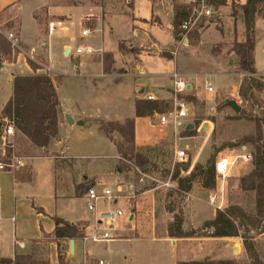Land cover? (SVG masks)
Listing matches in <instances>:
<instances>
[{"label": "crops", "instance_id": "obj_1", "mask_svg": "<svg viewBox=\"0 0 264 264\" xmlns=\"http://www.w3.org/2000/svg\"><path fill=\"white\" fill-rule=\"evenodd\" d=\"M45 1L0 0V24H7L14 17L19 16L18 30H14L19 34L23 48L22 52L15 53L17 56L14 60L9 61L1 52L0 42V59L5 60L3 70L0 72V93L6 94L0 104V115L13 95L14 77L35 73L28 63V55L33 49L37 54V60L40 61V56L44 54L45 64L51 66L52 72H57V76H60L57 78L58 82L53 79L59 97L58 136L47 147L38 148L42 149L44 155L31 157L29 162L31 179H17V173L0 172V258H13L15 254H24L32 256L37 261L61 264V255L66 264H84L83 242L80 238H76L72 251L71 239L56 238L54 218L58 217L73 224L90 220L92 214L87 208L85 198L88 185L94 182L114 183L130 177L125 164L119 161L120 154L116 142L121 141L122 136L119 140L113 135L111 138L102 130L101 124L135 119V144L137 150L143 154L145 150L174 138H176L175 144L186 147L195 143L192 134L181 135L185 130L184 126L159 124L158 112L149 116L136 115L138 99L149 100L148 96L152 95L154 98L151 100L164 102L172 96L175 97L172 75L184 63L182 54L175 56L172 53L177 43L179 27L175 18L178 13V22L184 21L183 15H186L184 13L186 10L184 8L180 11L175 6L176 0H109L108 3L85 0L86 6L78 8L73 4H52L49 5L48 14L60 16L61 18L58 19H70L73 25L65 31H58L63 33L56 40H53L54 35L45 36L46 42H44L35 15ZM240 1L245 3L247 0ZM77 9L79 16L76 19L79 23L73 20V16H76L73 12ZM25 14L33 16V21L38 25L28 32H25L22 24V17ZM88 15L93 16L88 24L97 29L98 35L87 39L81 37L83 25H79L83 24L82 19ZM3 17L5 20L2 19ZM241 23L246 31V24L244 25L243 21ZM254 30V66L257 72L253 75L261 76L264 81L263 16L256 17ZM245 39L246 36L238 42H243ZM82 42L91 43L102 50L82 57L79 61V70L75 72L78 74H75L72 59L67 56V49H73ZM37 70L39 74H43L39 71H44L43 69ZM188 73H183L184 77L192 76V79L205 77L203 73L195 71ZM194 89L195 84L188 81L189 92ZM122 104L129 106V113L122 112L120 108ZM68 116L73 119V123L69 122ZM191 116L186 119L188 131L196 129ZM205 122L206 120L203 119L200 127L209 128L207 138L211 128ZM191 124L193 128H189ZM68 135L80 137V140H73L70 144V140H67ZM104 147L113 148L115 158L99 165L84 161L90 155L82 152ZM203 147L204 144L199 148L197 155ZM53 152L60 154L52 155ZM37 159L46 160L44 177L48 188L45 189H37L35 186L36 172L39 168V164L35 162ZM251 164L248 173L254 169L253 162ZM154 189L153 186L145 187L132 229L124 231L123 237L118 240L102 243L107 248L110 258L101 256L97 248V245L101 244H86L93 259L104 260L103 264H154L156 258L151 257L154 253H143L135 247L124 248L122 245L124 242L149 240L160 248L171 246L174 258L170 264H177L180 260H190L187 259V255L191 247L195 249L202 244L216 241L226 254L228 253L225 248L228 243L224 244L226 240L239 238L212 237L209 234L186 238L170 237L167 223L160 228L156 227V219L161 216H157ZM198 189L208 191L199 183L198 186L194 185L191 188V195H195ZM253 196L256 197L255 192ZM79 201H84V211H87L83 215L75 208V204ZM254 207L256 208V200ZM198 219L199 217L195 218L192 223L195 229ZM246 230L254 235L252 241L263 237L261 244L264 251V226L260 230L252 227ZM16 240L23 241L25 247L18 248L15 244ZM240 249L237 246L233 248L234 251Z\"/></svg>", "mask_w": 264, "mask_h": 264}, {"label": "rangeland", "instance_id": "obj_2", "mask_svg": "<svg viewBox=\"0 0 264 264\" xmlns=\"http://www.w3.org/2000/svg\"><path fill=\"white\" fill-rule=\"evenodd\" d=\"M80 1L83 2L79 3ZM91 1L95 3H105V1L107 3L109 2V0ZM44 3L45 4L35 15L38 20V24L41 27V36L43 37L44 42H46L44 37L49 36L47 32L48 22L61 18L58 15L48 14L49 5L73 4L77 8L86 6L84 5L85 0H46ZM174 3L180 11L185 8L190 15L197 13L196 9L200 8L199 0H176ZM243 4L244 3H241L240 0H229L226 5H219L216 7L217 12H215L214 15L206 17L202 16L197 21L194 29L188 35V45H180V47L176 49L178 47V43H176L175 48L172 50V52L175 50L177 51V54L183 55L182 58L184 59V63H182L183 65H181V67L177 70L182 74L183 78L187 82L189 81L195 84L194 91L189 92L188 90L178 95V98H185L194 104L197 102V104H195L196 108L194 109V114L191 116L194 124L196 125V129L192 130V132L185 129L181 133L182 136L192 134L195 138L193 140L195 143L186 147L184 145L175 144L176 138H174V140H165L144 151V154H146L151 162L150 165H146L144 167L146 172H148L152 177L148 178L147 186H153L155 188L153 191L157 200V216H161V218L156 219L157 228L162 227L166 223L168 225L170 223L174 224V227L176 228L180 223L184 231H190L194 228L192 224L194 219L199 217L196 222L197 231L199 233L198 235H208L210 230L207 228L206 224L215 218L218 210H225L232 205H237L249 215H254L253 211L256 209L254 207V200H256V197L253 196L254 192L250 190L245 191L241 187V178L249 174L248 172L253 159L252 162H242L239 159L223 185L220 184V180L216 176L215 187L209 189L204 186L203 179V175H206L210 171L213 162H215L219 156L229 155L234 158L244 151H249L253 155L256 152V147L251 142H245V139L252 135H258L259 129L264 130V81L261 76L247 73L241 69L239 57L235 50V42L243 40L246 36V31L241 23L243 21L245 25L244 13L242 9ZM258 10L259 13L256 17H264V3L263 5H259ZM233 11L236 12L235 15H233ZM73 14L76 15L73 16V20L79 23V20L76 19V17L79 16V9L73 12ZM190 15H188V17ZM186 17L187 14L183 15L185 20L188 18ZM2 19L5 20L4 17ZM19 22L20 18L19 16H16L3 26L9 29L18 30ZM182 22L183 21L180 23ZM22 24L25 32L31 31L33 28L38 26L33 21V16H30L29 14H25L22 17ZM79 26H82V24ZM88 26H91V24H88ZM178 32L179 27L177 28V33ZM61 33L63 32L54 34L53 40H56ZM97 35L98 33L96 32L94 35L86 38H94ZM5 54L9 61L14 60L17 56L14 52H7ZM177 54L174 55L176 56ZM34 63L42 69L43 66L46 65L44 54L40 56L39 63ZM37 71L38 70H34L35 73H38ZM39 71L44 74V71ZM194 71L203 73L205 77H202V79L193 77L192 79V76H187L186 78L184 77L185 75H183L185 72L188 73ZM57 75V72L50 73L51 79H55L56 82H58L57 78L60 77ZM206 79H208L214 86V93L208 92ZM237 91L242 97L250 100V105L242 107L239 113L228 105V101L233 99V95L236 94ZM5 95V93H0V104L3 102ZM174 104V96L170 99H166L164 101V111L162 113L171 110L174 107ZM120 108L124 114L129 113V106L127 104H122ZM160 114L161 113H159V115ZM3 115L4 114H1L0 118ZM203 119L206 120L205 124L209 125L211 128L207 138L206 136L209 128L204 129L203 127H200ZM112 135L116 138V140H119L121 137V134L117 131H113L108 134L111 138ZM79 138L80 137H72L70 135L67 136V140H70V144L73 140H80ZM118 142H120V140L116 143ZM202 144H204V147L200 154L197 155ZM182 148L187 149L189 154L188 162L180 163L175 158V151ZM65 150L67 151V149ZM16 153L20 156L26 157L25 167L17 172L19 177L30 176L31 166L29 162L30 159H32V156L45 154L42 149H38L32 145L31 142L21 134L16 137ZM82 153L90 155L86 157L84 161H88V163L92 165L103 164L111 158H115L113 156V148L111 147L98 148L94 151ZM59 154L60 153L58 152L52 153V155ZM119 161L123 164L125 163L124 160L120 159V157ZM35 162L39 164V168L36 172L37 176L35 179V186L37 189L48 188L45 184L44 177L46 160L37 159ZM196 165H199V169L197 170V174L199 176L192 182L191 185L193 187L194 185L198 186L199 183H201V186L208 191L198 189L195 195H191L190 191H183L180 189L179 182L178 187L176 188H169L162 185V182L164 183L168 181L177 171H179L178 178H185L186 176H189ZM117 182L99 184L112 186ZM93 184L98 183L94 182L88 186ZM218 188L220 190L222 189L224 194L223 209L217 208V202L211 203L210 201L211 193L218 190ZM75 208H77L79 213L82 215L85 212L87 213L86 210L84 211V201H79V203L75 204ZM84 223L85 222H79L77 224L79 229ZM263 226L264 224L262 223V227ZM246 231V229L242 230L241 234L248 233L249 236H254L251 235L249 231ZM238 237L239 238H236V240H226V243L224 244L226 245L228 243L229 246H225L228 250V253L226 254L223 253V249H221L222 246L218 245L216 241H214L211 244H202V246H197L195 249L190 246L191 251L188 252L187 259L201 261L208 259H231L234 260L235 264H264V251L261 244L263 237L257 241H253L254 250L257 254L258 260L253 257H249L243 244L244 239L241 236ZM122 245L124 248L135 247V249L142 251L143 253H154L151 254V257L154 256V258H156L154 264H170L174 258L173 249L169 245L160 248L158 245L149 240L141 242L134 241L132 243L124 242ZM97 246L102 257L110 258V254H108V250L105 248V245L101 244ZM234 246H237L238 248L240 247L241 249L234 251ZM195 257L200 259H193Z\"/></svg>", "mask_w": 264, "mask_h": 264}, {"label": "trees", "instance_id": "obj_3", "mask_svg": "<svg viewBox=\"0 0 264 264\" xmlns=\"http://www.w3.org/2000/svg\"><path fill=\"white\" fill-rule=\"evenodd\" d=\"M228 0H207V2L215 7L226 5ZM264 0H247L243 5V13L246 24V39L243 42H235L236 54L239 57V64L243 71L254 74L257 72L254 66V48H255V19L259 13V5H263ZM185 14L189 12L184 11ZM183 14V13H182ZM236 12L233 11V15ZM176 25L178 22V13L176 14ZM1 52L11 53L12 50L6 40L1 37ZM28 63L34 70L37 66L32 60L28 59ZM58 105L59 97L56 87L50 76L46 74H30L16 75L13 83V95L5 104L2 114L13 117L15 119L18 135L26 137L32 145L37 148L47 147L53 139L59 134L58 128ZM164 111V102L158 100L138 99L136 100V115L149 116L155 112L162 113ZM102 130L108 135L113 131L121 134L122 140L117 143L118 153L121 158L134 162L145 170L146 165H150L149 158L137 150L135 144V119L129 118L124 123L119 121H111L101 124ZM192 132V130H189ZM245 142H251L256 147V152L252 155L254 169L241 178L243 189L255 192L256 196V213L249 215L241 207L232 205L225 210H218L213 220L209 221L206 226L210 230L209 236L212 237H238L244 240L243 244L249 257L258 260L254 250L252 236L248 233L241 234L242 230L252 227L253 229H261L264 221V130L259 129V134L250 136ZM125 164V163H124ZM126 166V165H125ZM127 167V166H126ZM196 165L189 176L178 178L179 171L172 175V179H177L180 189L190 191L192 182L199 176ZM146 171V170H145ZM204 186L212 189L215 187L216 172L214 162L210 171L203 175ZM17 179H31V176H17ZM56 223L55 237L58 239L68 238L76 239L82 235L77 224L61 218H54ZM198 229L192 228L190 231H184L181 224L177 227L174 224L168 225V233L170 237L186 238L198 235ZM247 232V231H246ZM61 264H65L60 256ZM0 264H49L44 261L34 260L30 255L15 254L13 258H0ZM177 264H235L234 260H181Z\"/></svg>", "mask_w": 264, "mask_h": 264}, {"label": "built area", "instance_id": "obj_4", "mask_svg": "<svg viewBox=\"0 0 264 264\" xmlns=\"http://www.w3.org/2000/svg\"><path fill=\"white\" fill-rule=\"evenodd\" d=\"M199 9H196L197 13L191 14L186 20H184L179 26V32L177 33L178 49L180 45H188V35L194 29L197 21L203 16H212L217 12V8L211 5L207 0H199ZM93 16H86L82 19L83 26L81 30V37L86 38L94 35L97 32L96 28L87 25ZM73 25L70 19H56L48 22L47 32L49 36L56 34L58 31H65ZM3 37L9 44L12 52L20 53L23 48L21 45V38L19 34L13 30L6 28L0 24V38ZM101 48H96L92 44L80 43L73 49H67V56L72 59L74 73L79 70V61L82 57L94 54L97 51H101ZM173 54H177V51H173ZM35 49H33L28 59L33 62H40L36 58ZM4 61L0 59V72L3 70ZM45 74L50 76L53 68L48 65H44L42 68ZM78 74V73H75ZM173 91L175 92V104L174 107L159 115V124L161 125H173L174 127L184 126L188 127L186 119L190 115L194 114L195 104L188 101L185 98H178V95L188 91V82L183 78L182 74L175 70L173 75ZM208 92H215L214 86L207 80ZM154 97L148 96L151 100ZM233 100L241 107H247L250 105V100L245 99L237 91L233 95ZM154 124V122H153ZM0 172L8 171L17 173L26 165V157L20 156L16 153V137L18 130L16 128L15 119L3 115L0 118ZM175 158L180 162H188L189 154L186 148L175 151ZM124 160L127 166V174H130L128 179L118 181L115 185H102L93 184L88 187L85 198L88 210L92 214V218L81 225L82 235L80 240L84 244L83 249V261L84 264H103L104 260H95L91 257L90 251L87 249L86 244H102L109 241L118 240L123 237V232L132 229L133 222L137 213L139 212L138 206L140 203L141 195L145 191L148 178H152L148 172L143 170L140 166L134 162L120 158ZM242 162L251 161L253 159L252 154L249 151H244L238 154L236 157L229 155L219 156L214 162V168L217 178L220 180V184L223 185L226 178L230 175L233 167L238 160ZM219 184V183H218ZM162 185L169 188L178 187V180L170 178L166 182H162ZM211 203L217 202V208L223 209L224 207V194L222 189L213 191L210 195ZM15 244L18 248H24L25 244L21 240H16Z\"/></svg>", "mask_w": 264, "mask_h": 264}, {"label": "water", "instance_id": "obj_5", "mask_svg": "<svg viewBox=\"0 0 264 264\" xmlns=\"http://www.w3.org/2000/svg\"><path fill=\"white\" fill-rule=\"evenodd\" d=\"M228 105L232 109H234L237 113H239L241 111V109H242V107L239 106L237 104V102L235 100H233V99L228 101ZM67 118H68V120H69L70 123H73V119H71L69 116ZM189 128H193V124H191L189 126ZM74 247H75V239H71V249H72V251H74Z\"/></svg>", "mask_w": 264, "mask_h": 264}]
</instances>
